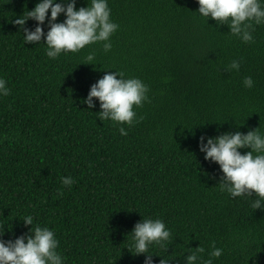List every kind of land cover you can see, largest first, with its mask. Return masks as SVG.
<instances>
[{
    "label": "trees",
    "instance_id": "trees-1",
    "mask_svg": "<svg viewBox=\"0 0 264 264\" xmlns=\"http://www.w3.org/2000/svg\"><path fill=\"white\" fill-rule=\"evenodd\" d=\"M36 2L0 0V76L9 89L0 96V239L31 234L21 219L30 214L53 230L63 264H143L145 253L126 246L130 231L159 218L170 238L166 249L149 245L154 261L185 264L196 246L208 259L214 246L222 252L212 264H264V208H252L254 192L221 191L219 165L198 147L201 134H264V24L244 42L200 16L197 0H107L118 24L111 48L98 41L50 58L43 37L24 42L12 22ZM89 53L94 62H82ZM233 59L239 70H226ZM116 69L148 85L132 125L100 121L99 102H83L90 84Z\"/></svg>",
    "mask_w": 264,
    "mask_h": 264
},
{
    "label": "clouds",
    "instance_id": "clouds-1",
    "mask_svg": "<svg viewBox=\"0 0 264 264\" xmlns=\"http://www.w3.org/2000/svg\"><path fill=\"white\" fill-rule=\"evenodd\" d=\"M196 12L206 20L211 17L216 23L227 24L228 31L241 41L253 40L252 30L255 25L264 24V0H197ZM63 13V20H57ZM47 17V30L43 25ZM28 18L35 21L29 28L25 26ZM23 29L24 42H42L46 45L45 53L56 58L61 52H76L85 45L103 41L102 48L108 51L112 44L109 39L118 28V24L110 19V8L107 0H87L86 5L76 6V0H37L34 7L27 8L23 16L12 21ZM82 62H94L92 53ZM240 62L233 59L226 70H239ZM242 84L251 88L253 80L244 76ZM148 85L140 78L125 77L120 70L105 72L91 83L83 102L92 108L94 98L99 102L97 117L100 121L108 119L117 124L132 125L136 116L133 105L141 106L147 100ZM9 89L5 79L0 76V96H6ZM121 135L126 129L119 128ZM198 147L204 159L219 165L221 177L217 184L221 191L231 197L252 196V208H264V134L257 127L247 132L225 131L218 135L201 134ZM249 148L241 153L239 149ZM71 176H62L61 183L71 186ZM25 225H31L29 233L16 236L14 239H0V264H63V257L57 251L58 241L53 230L47 226L33 224V216L21 217ZM4 228L0 227V236ZM130 243L126 245L133 254L145 253L143 264H179L174 256H162L158 261L152 259L154 252H149V245H158L166 249L165 242L170 238V230L159 218H143L133 225ZM214 243V242H213ZM196 246L184 257L185 264H196L197 253L203 252ZM222 249L211 247L208 259L201 264H212V257H219Z\"/></svg>",
    "mask_w": 264,
    "mask_h": 264
}]
</instances>
